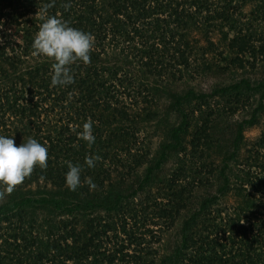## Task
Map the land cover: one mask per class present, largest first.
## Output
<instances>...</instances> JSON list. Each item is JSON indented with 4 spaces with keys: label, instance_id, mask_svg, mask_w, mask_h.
Returning a JSON list of instances; mask_svg holds the SVG:
<instances>
[{
    "label": "trees",
    "instance_id": "1",
    "mask_svg": "<svg viewBox=\"0 0 264 264\" xmlns=\"http://www.w3.org/2000/svg\"><path fill=\"white\" fill-rule=\"evenodd\" d=\"M50 2L0 0V134L49 152L0 200V264H264V126L245 137L264 116V0H54L45 13ZM48 16L95 37L66 87L32 47ZM231 73L211 92L191 87ZM89 120L91 146L78 135ZM146 127L160 136L148 153ZM67 161L96 188L70 191ZM231 193L238 203L220 208ZM151 205L166 231L148 228ZM176 226L173 251H155Z\"/></svg>",
    "mask_w": 264,
    "mask_h": 264
},
{
    "label": "clouds",
    "instance_id": "2",
    "mask_svg": "<svg viewBox=\"0 0 264 264\" xmlns=\"http://www.w3.org/2000/svg\"><path fill=\"white\" fill-rule=\"evenodd\" d=\"M51 7H54V0L45 4L43 11L47 13ZM94 42L95 37L91 33L72 27L56 16H48L40 26L32 47L36 55L45 56L54 61L51 85L66 87L75 83L72 71L74 64L91 63ZM93 124L91 120L85 122L82 131L78 133L80 139L89 146L96 141ZM48 158L47 146L34 138H29L17 146L13 137L0 134V187L3 188L0 190V200L11 195L17 186L31 176L35 168L46 169ZM101 160L102 157L99 154H90L85 157L84 164L87 168L93 169ZM66 165L68 171L65 174V182L70 191H77L82 183H86L90 190L96 188L91 177H86L82 181L83 167L81 165L73 164L71 161H67Z\"/></svg>",
    "mask_w": 264,
    "mask_h": 264
},
{
    "label": "rangeland",
    "instance_id": "3",
    "mask_svg": "<svg viewBox=\"0 0 264 264\" xmlns=\"http://www.w3.org/2000/svg\"><path fill=\"white\" fill-rule=\"evenodd\" d=\"M254 8H256L254 5L248 4L247 6L243 7L242 13L244 15H247V16H252V11H254V12L256 11V10H253ZM257 9H259V8H257ZM4 30L10 35H14V33H15L14 29L4 28ZM258 31H259V33L264 31V23L261 24V31H260V27H259ZM194 37H195V40H199L201 42V44L205 43L204 40H202L203 36L200 33H196ZM18 41H19V39H18ZM260 75L261 74H258V73L256 74V76H258V77H261ZM251 77H253L252 73H251ZM235 80H237V78H235V75H233L232 73L226 74L224 76H220L219 74L218 75L210 74V75H207L204 77H200L196 81L192 82L191 87H193L197 90H203L206 92H211L214 87H216L218 85H222V84L231 83V82H234ZM247 113H250V112H248L246 110L245 111H239L238 114L235 117H233V121H241L243 117L247 116ZM263 126H264V116H263V120L261 121L260 126H256L252 129H249L246 131V133H245L246 140L248 142H254L255 140H257L262 133ZM146 129L149 131V134L144 133L143 135H139L140 143L144 144L143 141H145L146 145H145V147L143 145H140L139 147H141L140 150L143 149L144 151H146V153H148L149 148L151 149V152H153L158 147L160 136L159 137L156 136L157 134H155V128L146 127ZM146 136H148L149 139ZM214 185H215L214 187L208 189V192H210L212 194L217 193V187L220 186V183L217 182ZM198 191L201 194L205 193V190H201V191L198 190ZM155 197L156 198L153 200L154 203H155L156 199H157V201H160V202L165 201L164 198H160L158 196H155ZM235 197L236 196L234 195V193H231L229 196H226L225 198H223V200L221 201V204H220V208L227 209V208H231L232 206L236 205L238 203V201H237V198H235ZM152 205L150 207L151 210H150L149 220L147 223H148V228L156 229L158 227L156 226L155 223L160 221V220L158 218H156V216L154 215L155 213H153L156 211L157 208L152 207ZM162 223H164V222H162ZM178 227L179 226H176V228H173L172 230H168V232H165L164 236H163V240H161V243L159 246L160 248H158L157 244H155L154 250L158 251L162 255H166V254H169V252H172L173 247L176 246V244H177V232H178L177 228ZM158 229H160L162 231H166V229L164 227H162V229L161 228H158ZM121 237L122 236H120V238ZM111 240L113 241V243L115 242L113 239H111ZM107 248L109 250H112L113 244L108 245Z\"/></svg>",
    "mask_w": 264,
    "mask_h": 264
}]
</instances>
